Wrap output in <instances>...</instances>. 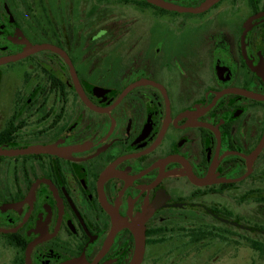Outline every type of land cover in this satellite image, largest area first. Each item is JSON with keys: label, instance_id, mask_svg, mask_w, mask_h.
<instances>
[{"label": "flooded vegetation", "instance_id": "1", "mask_svg": "<svg viewBox=\"0 0 264 264\" xmlns=\"http://www.w3.org/2000/svg\"><path fill=\"white\" fill-rule=\"evenodd\" d=\"M161 1L0 0V264H264V0Z\"/></svg>", "mask_w": 264, "mask_h": 264}, {"label": "water", "instance_id": "2", "mask_svg": "<svg viewBox=\"0 0 264 264\" xmlns=\"http://www.w3.org/2000/svg\"><path fill=\"white\" fill-rule=\"evenodd\" d=\"M148 2L160 6V7H166V4L162 2L161 0H147ZM219 0H203L198 6L196 7H187V8H180L177 7L175 10H180L182 12H188V13H201L206 10H208L210 7H212L215 3H217ZM69 63V62H68ZM49 148L48 147H40V146H35V147H30L25 150H20V151H5V150H0V155H15V154H35V153H44L48 152ZM143 253V237L141 234V230L139 231L138 235H135V252L133 259L130 261L129 264H139L141 257ZM76 261H69L64 264H75Z\"/></svg>", "mask_w": 264, "mask_h": 264}, {"label": "rangeland", "instance_id": "3", "mask_svg": "<svg viewBox=\"0 0 264 264\" xmlns=\"http://www.w3.org/2000/svg\"><path fill=\"white\" fill-rule=\"evenodd\" d=\"M237 264H242L241 257L238 258V260H237Z\"/></svg>", "mask_w": 264, "mask_h": 264}]
</instances>
